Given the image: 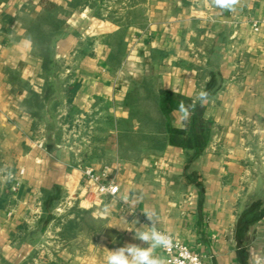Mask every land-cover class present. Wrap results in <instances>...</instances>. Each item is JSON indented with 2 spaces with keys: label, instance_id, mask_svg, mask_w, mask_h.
Here are the masks:
<instances>
[{
  "label": "crops",
  "instance_id": "obj_1",
  "mask_svg": "<svg viewBox=\"0 0 264 264\" xmlns=\"http://www.w3.org/2000/svg\"><path fill=\"white\" fill-rule=\"evenodd\" d=\"M256 21L264 0L221 15L212 0H0V264H105L126 243L147 247L127 230L150 223L145 210L204 264H264ZM161 90L210 94L213 137L190 165L182 148L152 147L166 136Z\"/></svg>",
  "mask_w": 264,
  "mask_h": 264
},
{
  "label": "trees",
  "instance_id": "obj_2",
  "mask_svg": "<svg viewBox=\"0 0 264 264\" xmlns=\"http://www.w3.org/2000/svg\"><path fill=\"white\" fill-rule=\"evenodd\" d=\"M77 88L78 85H73L69 89V102H72ZM159 101V110L156 115V132L165 134L166 136L154 139V141H152V147L154 149H163L165 146L169 145L182 148L188 154L187 165H190L193 161L202 156L208 148L213 137L214 122L205 118V105L201 107L199 102L188 97L161 90L159 92ZM181 102H183L185 106H192L190 108L191 115L187 121H183L182 127L177 128L173 126L174 113L179 112L178 108ZM139 114L142 115L141 113ZM147 119H152L151 113L147 115ZM58 195L59 193L56 192L54 195L48 196L47 207L49 210L53 202L57 200ZM253 211V209H249L243 216L251 214Z\"/></svg>",
  "mask_w": 264,
  "mask_h": 264
},
{
  "label": "clouds",
  "instance_id": "obj_3",
  "mask_svg": "<svg viewBox=\"0 0 264 264\" xmlns=\"http://www.w3.org/2000/svg\"><path fill=\"white\" fill-rule=\"evenodd\" d=\"M239 3L240 0H212V4L220 15L223 12L235 11ZM209 95L207 91L199 92L197 99L201 107L209 102ZM191 107L185 106L183 102L180 103L178 111L183 121L189 119ZM143 213L150 223L127 230L134 231L133 239L146 244L147 247L135 243H126L123 247L109 251L105 258V264H168L167 260L157 253V250L166 251L170 249L173 246V239L171 235L158 229L159 218L154 211L145 210ZM136 223L138 221L134 222V224Z\"/></svg>",
  "mask_w": 264,
  "mask_h": 264
},
{
  "label": "built area",
  "instance_id": "obj_4",
  "mask_svg": "<svg viewBox=\"0 0 264 264\" xmlns=\"http://www.w3.org/2000/svg\"><path fill=\"white\" fill-rule=\"evenodd\" d=\"M261 25H264V21L254 22L253 23L254 30L256 32H259ZM84 175L89 183L90 182L98 183V178L94 174L93 168L87 167L84 170ZM118 191L119 188L114 185L99 184L97 188V193L98 196L100 197L103 196L115 197L118 194ZM172 239H173V246L166 251L162 250L166 256V260L168 264H204L202 257L199 256L198 254H195L187 244L176 240L174 237H172Z\"/></svg>",
  "mask_w": 264,
  "mask_h": 264
}]
</instances>
